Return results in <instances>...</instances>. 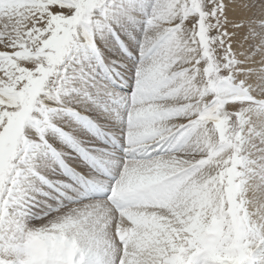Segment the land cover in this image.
I'll return each instance as SVG.
<instances>
[{
  "label": "snow or ice",
  "instance_id": "1",
  "mask_svg": "<svg viewBox=\"0 0 264 264\" xmlns=\"http://www.w3.org/2000/svg\"><path fill=\"white\" fill-rule=\"evenodd\" d=\"M0 264H264V0H0Z\"/></svg>",
  "mask_w": 264,
  "mask_h": 264
}]
</instances>
